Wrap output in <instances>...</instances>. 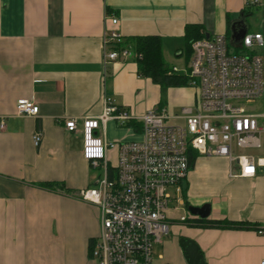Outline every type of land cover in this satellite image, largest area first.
I'll use <instances>...</instances> for the list:
<instances>
[{
	"label": "crops",
	"instance_id": "1",
	"mask_svg": "<svg viewBox=\"0 0 264 264\" xmlns=\"http://www.w3.org/2000/svg\"><path fill=\"white\" fill-rule=\"evenodd\" d=\"M252 1L0 0V264H97L91 245L100 235L99 209L79 193L99 173L83 157L82 135L66 130L67 119L101 115L105 98L135 118L158 106L179 114L198 103L192 88L162 89L140 77L135 57L106 60V35L116 30L123 43L160 36L166 63L177 66L181 55L190 56L183 40L187 26L201 25L213 37L244 21L247 34L264 33V10ZM112 18L119 20L116 26ZM24 99L40 107L37 116L17 115ZM38 131L43 140L36 146ZM140 138L128 129L112 136L107 131L106 140ZM256 151L264 159V138ZM108 156L116 165L118 149ZM231 170L225 158L197 156L183 184L186 211L208 205V222L252 227L205 228L200 217L182 223L183 210L173 212L157 264H189L182 240L198 246L205 264L264 262V167L253 178L231 177ZM50 183L62 187H44Z\"/></svg>",
	"mask_w": 264,
	"mask_h": 264
},
{
	"label": "built area",
	"instance_id": "2",
	"mask_svg": "<svg viewBox=\"0 0 264 264\" xmlns=\"http://www.w3.org/2000/svg\"><path fill=\"white\" fill-rule=\"evenodd\" d=\"M251 5L264 10V0H253ZM111 21L114 26L119 23L117 18ZM123 42L116 30L106 35L105 44L110 47L106 60L135 57L130 49L115 48ZM238 44L241 53L226 35L197 41L189 47L190 56L171 67V75L187 78L188 87L196 91L194 108L170 114L166 107L158 106L135 118L128 109L105 98L101 115L65 121L68 132L82 135L83 157L99 173L79 193L83 201L99 209L100 235L91 252L97 264H157L154 246L169 238L172 213L186 209L183 184L192 154L229 160L231 177L253 178L257 168L264 167V159L247 153L260 149L264 137V111L249 109L264 99V54L254 53L255 47L264 49V33L247 34ZM16 110L19 116L35 117L40 107L24 99L17 102ZM110 122L123 128L130 122L140 123L141 138L107 142ZM42 140L43 133L38 131L35 145ZM112 149L119 152L116 165L108 156ZM191 216L183 215L179 221L190 223L196 218Z\"/></svg>",
	"mask_w": 264,
	"mask_h": 264
},
{
	"label": "trees",
	"instance_id": "3",
	"mask_svg": "<svg viewBox=\"0 0 264 264\" xmlns=\"http://www.w3.org/2000/svg\"><path fill=\"white\" fill-rule=\"evenodd\" d=\"M231 28L226 35L230 41V45L235 48L238 53L243 51L240 44L233 42L231 38ZM210 38V37H209ZM205 33V29L201 25H190L185 29L183 40L190 47L193 43L209 39ZM116 49H132L135 54V61L138 64V75L142 78L151 79L156 85L162 89L174 87H188V79L178 75L169 73L171 67L166 63L163 54V39L160 36H142L128 39L122 46H116ZM128 129L133 128L136 132L142 130L140 123L130 122L127 125ZM197 154L191 155V165L193 166ZM44 187L56 188L62 187L57 183L44 184ZM202 225L205 228H220V229H250L252 226L244 222H208L207 218L201 219ZM93 243L91 245L92 252Z\"/></svg>",
	"mask_w": 264,
	"mask_h": 264
},
{
	"label": "water",
	"instance_id": "4",
	"mask_svg": "<svg viewBox=\"0 0 264 264\" xmlns=\"http://www.w3.org/2000/svg\"><path fill=\"white\" fill-rule=\"evenodd\" d=\"M231 31L233 42L240 43L247 35L248 27L244 21H238L233 24ZM189 212L194 216L205 219L210 214V206L206 205L202 208L190 207ZM181 245L189 264H205L204 258L201 255L198 246L194 242L190 240H182Z\"/></svg>",
	"mask_w": 264,
	"mask_h": 264
},
{
	"label": "rangeland",
	"instance_id": "5",
	"mask_svg": "<svg viewBox=\"0 0 264 264\" xmlns=\"http://www.w3.org/2000/svg\"><path fill=\"white\" fill-rule=\"evenodd\" d=\"M182 59L184 60V57ZM186 60L188 61L189 58H187ZM180 65H181V63H180ZM262 100H260L255 105L249 106V109H253V110H255V112L263 111L264 110V103H263L264 101H262ZM122 130H128V129L127 128H123V127H119L116 122H110L108 124L107 131H108V135L109 136H112V134H114V133L120 134V131H122ZM112 143H116V142H112ZM118 143H123V142H118ZM258 152L259 151H256V150H249V151H247V153L255 154V155ZM179 215H187L189 218L192 217L191 214L189 213V211H186V209H183V211L179 212ZM160 249L161 248H160V245L159 244H157V245L154 246V252H155V257L156 258H158V255L161 253L160 252Z\"/></svg>",
	"mask_w": 264,
	"mask_h": 264
}]
</instances>
